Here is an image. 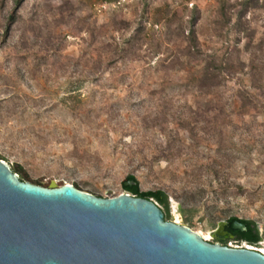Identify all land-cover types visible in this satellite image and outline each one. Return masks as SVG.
<instances>
[{
  "label": "rangeland",
  "instance_id": "374dc122",
  "mask_svg": "<svg viewBox=\"0 0 264 264\" xmlns=\"http://www.w3.org/2000/svg\"><path fill=\"white\" fill-rule=\"evenodd\" d=\"M221 1L232 7L231 24L220 30ZM241 1L98 0L92 5L88 0H26L19 23L6 42L0 40L3 161L22 166L30 183L70 184L100 198L126 194L122 184L134 175L142 192L167 193L170 222L210 243L218 224L230 217L252 220L262 232L264 0H256L239 22ZM144 3L180 12L175 23L157 30L160 53L153 57L148 44L136 47L98 73L97 81L85 79L97 59L110 58L113 47L105 45L133 33ZM5 6L10 11L12 0ZM35 13L39 21L31 29ZM191 19L196 50L230 62L223 85L206 98L186 86L201 63L171 64L175 55L193 50L185 40ZM18 96L21 101L14 99ZM206 109L200 122L192 123V140L182 120ZM218 150L227 155L221 157ZM214 169L220 172L215 175ZM226 185L245 193L239 196ZM189 208L196 212L185 223L179 210ZM260 244L227 241L229 247L264 254Z\"/></svg>",
  "mask_w": 264,
  "mask_h": 264
},
{
  "label": "water",
  "instance_id": "95a60500",
  "mask_svg": "<svg viewBox=\"0 0 264 264\" xmlns=\"http://www.w3.org/2000/svg\"><path fill=\"white\" fill-rule=\"evenodd\" d=\"M0 264H264V254L212 244L165 221L152 200L100 198L54 181L42 187L21 181L0 160Z\"/></svg>",
  "mask_w": 264,
  "mask_h": 264
},
{
  "label": "trees",
  "instance_id": "16d2710c",
  "mask_svg": "<svg viewBox=\"0 0 264 264\" xmlns=\"http://www.w3.org/2000/svg\"><path fill=\"white\" fill-rule=\"evenodd\" d=\"M7 0H0V40L2 43L6 42L9 38L12 28L19 23L21 16L19 14L20 8L26 0H12L13 7L10 11L5 12V4ZM93 1L92 5H95L94 2L98 0H88ZM104 3H110L111 0H100ZM256 0H242L239 3V9L236 11L237 21L241 22V20L246 16V13L254 5ZM232 6H230L227 2L221 1L217 7V20L216 24L219 26V29L228 28L231 24V16H229V11ZM177 10L172 7L162 8H150L147 3H144L143 10L139 19L136 22V26L134 28L133 33L121 43H116L114 46L109 44L105 45L104 48L111 49V56L108 60L104 61L103 59H97L93 64L92 68L88 70L85 75V79H92L97 81L98 73L106 71L109 67L113 66L116 62L122 61L128 56L131 50L134 48H138L140 50L144 45H149L150 54H153L155 57L160 53L161 44L157 38V30L160 26H170L175 23L176 20L179 19V14ZM38 18L36 17V13L29 18L30 28H35L38 25ZM195 20L191 19L190 27L187 32V36L185 40L192 45V51L188 53H184L182 55H175L171 60V64L174 66L182 65L183 63H188L189 65L192 62H195L198 65L201 63V66L198 70L195 71L194 74L186 82V86L189 88L196 89L200 94L199 97H209L214 92L218 91L220 87L223 85L224 80V72L226 68L229 66L228 57L220 59L218 56H204L199 51H197V35L195 31ZM92 36V34H91ZM94 43V42H93ZM92 45V42L90 43ZM248 51L252 50V47H247ZM252 63V62H251ZM77 65V64H76ZM85 81V80H84ZM240 97V96H239ZM15 100L21 101V97H15ZM210 111V109H206L204 112L194 111L189 112L188 118H183L182 124L183 128L187 129L192 137V140L196 138L194 132V124L200 122L203 114H206ZM193 121V122H192ZM174 143V142H172ZM170 144V142H169ZM182 144L178 146L181 149ZM172 151V150H171ZM218 153L221 157L227 155V151L218 150ZM0 160H4L0 156ZM220 167V165L218 164ZM12 171L16 173L21 181L31 182L29 176L24 172V169L20 165H15L11 167ZM220 170L214 169V174L217 175ZM127 182H135V185L125 186L122 184L123 190L130 194L133 197L152 200L160 207L164 214L165 221H170L169 215V200L168 195L163 190H154L148 192H142L139 187V182L134 175L127 176ZM35 185H40V183H32ZM227 190H231L233 188L236 189L239 196L244 195L245 190L240 186L226 185L224 187ZM181 215L185 219V223H188L192 217V215L196 212L195 208H189L187 210L181 209L179 210ZM234 222H238L245 226L244 231L233 230L232 226ZM225 230L235 238V242L239 244L244 243L248 246H256L258 243L263 240L264 241V228L262 232L259 231L258 225L252 221L247 219H240L238 217H230L226 220ZM213 243V242H212ZM224 246H228L227 242L224 241Z\"/></svg>",
  "mask_w": 264,
  "mask_h": 264
},
{
  "label": "flooded vegetation",
  "instance_id": "af4514ba",
  "mask_svg": "<svg viewBox=\"0 0 264 264\" xmlns=\"http://www.w3.org/2000/svg\"><path fill=\"white\" fill-rule=\"evenodd\" d=\"M215 238L216 240L212 244H219L221 246H224V241H235V238L225 230V227L223 228V231H221L220 235L215 236Z\"/></svg>",
  "mask_w": 264,
  "mask_h": 264
},
{
  "label": "built area",
  "instance_id": "2783aa9c",
  "mask_svg": "<svg viewBox=\"0 0 264 264\" xmlns=\"http://www.w3.org/2000/svg\"><path fill=\"white\" fill-rule=\"evenodd\" d=\"M101 7H105V6L103 5V6H101Z\"/></svg>",
  "mask_w": 264,
  "mask_h": 264
}]
</instances>
